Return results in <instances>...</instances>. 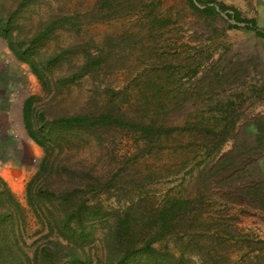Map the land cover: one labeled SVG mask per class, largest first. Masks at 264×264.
Instances as JSON below:
<instances>
[{
	"label": "rangeland",
	"instance_id": "374dc122",
	"mask_svg": "<svg viewBox=\"0 0 264 264\" xmlns=\"http://www.w3.org/2000/svg\"><path fill=\"white\" fill-rule=\"evenodd\" d=\"M19 1L0 0V7L18 10ZM191 1L195 0H38L19 14L20 29L15 34L30 38L55 17L78 16L75 29H58L41 44L43 55L73 48L66 61L71 60L76 71L87 53L97 56L104 51L109 59L101 72L110 73L115 87H128L136 94L141 88L136 76L143 75L153 60H168L177 73L167 81L168 89L173 94L186 92L169 119L171 126L223 121L230 114L236 130L220 155L207 157L197 146L188 150L171 146L146 156L136 178L159 201L170 193L204 202L206 225L214 224L222 234L219 264H264V38L244 28V23L234 29L223 21L201 18ZM214 1L226 7L222 16L229 23L235 24L226 14L238 12L264 31V0ZM66 61L53 70L55 75L67 74L71 66ZM189 64L190 69L200 68L196 77L187 76L190 69L181 68ZM95 84L86 75L60 87L58 97L50 102L59 103L58 111L75 112L87 105ZM32 95L44 97V102L51 98L29 65L21 63L0 36V177L26 211V247L31 257L35 241L48 234L27 203V185L45 156V150L28 136L23 120L24 102ZM71 141L73 146L56 151L65 164L96 161L95 146L76 150L75 138ZM119 143L121 154L136 151L133 135L123 133ZM211 169H219L218 175ZM102 201L110 212L125 204V199L114 196H103ZM95 227L94 258L102 260L106 223ZM156 248L180 256L174 242H161ZM182 262L202 263L193 254H186Z\"/></svg>",
	"mask_w": 264,
	"mask_h": 264
},
{
	"label": "trees",
	"instance_id": "16d2710c",
	"mask_svg": "<svg viewBox=\"0 0 264 264\" xmlns=\"http://www.w3.org/2000/svg\"><path fill=\"white\" fill-rule=\"evenodd\" d=\"M37 1L20 0L18 10L0 7V36L8 41L16 58L29 65L45 93L51 96L44 102V97L32 95L23 105L28 136L45 150L37 173L27 185V203L48 234L35 241L37 246L31 257L26 247V211L0 177V264H183L186 254L198 256L201 264H219L223 259L222 234L214 229V224L206 225L204 202L170 193L159 201L145 190L146 185L136 175L146 156L171 146L177 150L197 146L207 157H217L234 137L235 119L229 114V118H216L212 124L207 120L171 126L169 119L177 104L184 102L186 92L179 95L168 89L167 81L177 74L172 70L175 65L168 60H151L148 70L136 76L141 86L136 94L129 92L128 87H115L109 81L110 73L101 72L109 59L104 51L97 56L87 53L76 71L71 60L66 61L73 48L43 55L41 44L58 29H75L78 16L55 17L30 38L15 34L20 29L19 14ZM190 4L201 18L211 17L234 29L244 23V28L254 29L264 38V31L258 30L253 20L244 21L238 12L226 14L235 24L225 20L222 14L226 7L214 0H195ZM65 61L70 70L55 75L53 70ZM181 68L190 69L191 64ZM199 69H190L187 76L196 77ZM86 75L96 82L87 105L72 113L58 111L59 103L50 101L58 97L59 88ZM123 133L134 136L136 151L120 153ZM73 137L76 150L87 145L97 148L95 162L78 160L75 165H67L59 158L56 151L73 146ZM211 170L218 175L219 169ZM103 196L125 199V204L110 212ZM102 221L106 223L101 241L103 257L95 260V224ZM161 242H174L180 256L157 249Z\"/></svg>",
	"mask_w": 264,
	"mask_h": 264
}]
</instances>
